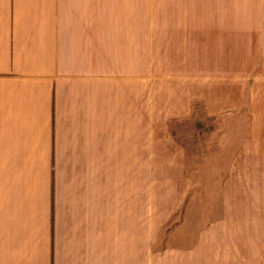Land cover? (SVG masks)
Masks as SVG:
<instances>
[{"label": "crops", "instance_id": "crops-1", "mask_svg": "<svg viewBox=\"0 0 264 264\" xmlns=\"http://www.w3.org/2000/svg\"><path fill=\"white\" fill-rule=\"evenodd\" d=\"M95 14V0H0V264H264V16L249 29V239L159 249L138 208L143 67L113 64ZM113 170L130 171V212Z\"/></svg>", "mask_w": 264, "mask_h": 264}, {"label": "rangeland", "instance_id": "rangeland-1", "mask_svg": "<svg viewBox=\"0 0 264 264\" xmlns=\"http://www.w3.org/2000/svg\"><path fill=\"white\" fill-rule=\"evenodd\" d=\"M95 8L111 20L113 64L129 74L136 53L144 71V241L247 242L249 29L260 26L264 0H95ZM122 172L113 170V192L130 212L134 189Z\"/></svg>", "mask_w": 264, "mask_h": 264}]
</instances>
